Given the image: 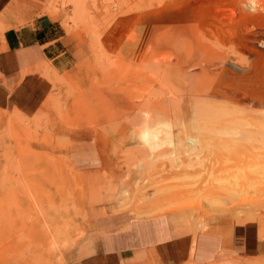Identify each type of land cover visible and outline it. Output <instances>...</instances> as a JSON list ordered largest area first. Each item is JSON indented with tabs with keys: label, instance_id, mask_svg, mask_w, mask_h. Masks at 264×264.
Here are the masks:
<instances>
[{
	"label": "rangeland",
	"instance_id": "1",
	"mask_svg": "<svg viewBox=\"0 0 264 264\" xmlns=\"http://www.w3.org/2000/svg\"><path fill=\"white\" fill-rule=\"evenodd\" d=\"M29 1L30 20L62 23L72 62L46 71L53 89L35 114L0 113V264L60 263L88 208L116 200L106 168L72 162L70 135L84 128L110 157L148 163L146 215L183 211L195 231L219 219L264 223L254 202L264 199V126L252 121L264 118L263 48L214 46L209 0ZM2 17L4 40L15 24ZM239 115L251 122L232 127Z\"/></svg>",
	"mask_w": 264,
	"mask_h": 264
},
{
	"label": "crops",
	"instance_id": "2",
	"mask_svg": "<svg viewBox=\"0 0 264 264\" xmlns=\"http://www.w3.org/2000/svg\"><path fill=\"white\" fill-rule=\"evenodd\" d=\"M28 3L0 0V15L5 23L15 24L0 39V113L4 114H35L53 89L46 71L69 68L72 62L62 23L48 15L30 20L22 6ZM23 19L29 21L22 23ZM186 127L192 131L194 126ZM90 130L70 135L72 162L80 172L106 168L116 186V200L88 208L83 235L63 250L58 264H264L261 221L219 219L195 231L183 211L146 215L155 209L147 188L153 173L148 163L143 158L110 157L97 145V130Z\"/></svg>",
	"mask_w": 264,
	"mask_h": 264
},
{
	"label": "bare ground",
	"instance_id": "3",
	"mask_svg": "<svg viewBox=\"0 0 264 264\" xmlns=\"http://www.w3.org/2000/svg\"><path fill=\"white\" fill-rule=\"evenodd\" d=\"M209 6H210V15H211V23H210V36H211V41L213 43L214 46H239L242 48H250V47H258V49L263 48L264 49V0H209ZM228 15V16H227ZM235 16V18L233 17ZM229 17L228 22L229 24H226V18ZM233 17V18H232ZM237 20V23H234V21ZM227 30L230 32L231 36H234L233 38L235 39H231L230 41H225L222 37L223 33H227ZM228 32V33H229ZM208 44V43H207ZM213 46V47H214ZM210 47V46H209ZM212 50H214L212 48ZM239 50V49H238ZM247 50V49H246ZM202 51V50H201ZM260 52V51H259ZM264 52V51H263ZM233 53V52H232ZM206 54V53H205ZM219 54V53H218ZM221 54V53H220ZM257 54V52H256ZM261 54V53H260ZM208 55V54H207ZM243 55V54H242ZM252 55V54H251ZM259 57V54H257ZM226 58V56H225ZM263 60V59H262ZM254 61V59H253ZM260 61V60H259ZM229 62V61H228ZM234 63V62H233ZM239 63V62H238ZM231 64V63H230ZM235 65V64H234ZM233 65V66H234ZM239 65V64H238ZM227 67V66H226ZM212 68V67H211ZM241 68V67H240ZM243 69V68H242ZM252 75V74H251ZM205 76V75H204ZM258 76V75H257ZM238 77V76H237ZM264 77V74H263ZM262 78V76H261ZM241 79V78H240ZM249 83V82H247ZM254 85V84H253ZM256 85V83H255ZM247 88V87H246ZM259 88V87H258ZM199 89V88H198ZM214 89V88H213ZM248 93V92H247ZM250 93V92H249ZM252 93V92H251ZM243 94V93H242ZM234 95V94H232ZM236 95V94H235ZM234 95V96H235ZM241 95V94H240ZM245 95V94H244ZM254 94H251L250 96H252ZM233 96V97H234ZM249 96V95H248ZM247 96V97H248ZM243 97V96H242ZM240 98V97H239ZM255 99V98H254ZM256 99H259L256 97ZM255 99V100H256ZM249 100V99H248ZM237 103L239 104V102L237 101ZM236 103V104H237ZM249 103V101H248ZM251 104V103H250ZM253 104V103H252ZM256 104V102H255ZM243 108H244V104ZM241 105V106H242ZM249 105V104H247ZM246 105V106H247ZM254 105V104H253ZM252 105V106H253ZM212 106V105H211ZM255 106V105H254ZM234 107H238L237 105ZM249 107V106H248ZM213 108V107H212ZM240 108V107H239ZM242 108V107H241ZM242 108V109H243ZM235 109V108H234ZM224 110V109H223ZM230 110V109H229ZM248 110V109H247ZM258 110V107H257ZM239 112V109L237 110ZM254 111V110H253ZM251 111V112H253ZM222 112V111H221ZM246 112V111H245ZM224 113V112H223ZM214 114V113H213ZM212 114V115H213ZM227 114V113H226ZM225 114V115H226ZM233 114V113H232ZM223 115V114H222ZM214 116V115H213ZM216 116V115H215ZM221 116V115H220ZM227 116V115H226ZM244 116V114H243ZM241 115L236 116L238 117V120L240 122H238V120L235 119H231V124H233V120L234 121V126L232 127H242V120L248 121L247 124H249V118H245ZM218 117V116H217ZM216 117V118H217ZM248 117V116H247ZM224 120V119H223ZM228 120V117H227ZM230 120V119H229ZM257 120V121H256ZM254 122L260 123V127L264 126V118L262 117H257L255 118V120H252ZM210 122V121H208ZM207 122V123H208ZM227 122V121H226ZM229 122V123H230ZM236 122V123H235ZM242 122V123H241ZM214 123V122H213ZM212 123V124H213ZM217 123V122H216ZM223 123V122H222ZM262 123V125H261ZM209 124V123H208ZM244 124V123H243ZM245 124V125H247ZM253 124V123H250ZM227 125V124H225ZM236 125V126H235ZM254 125H256V123H254ZM253 125V126H254ZM215 126V125H214ZM219 126V125H218ZM224 126V125H223ZM231 126H227V127H231ZM248 126V125H247ZM226 127V126H225ZM249 127V126H248ZM257 127V125H256ZM264 128V127H263ZM259 130V128H258ZM260 132V131H259ZM259 160V159H258ZM247 178V177H246ZM238 180V179H237ZM247 182V180H245ZM263 182V180H262ZM250 183V182H249ZM253 183V182H252ZM258 183V182H257ZM251 184L250 189L252 188V190L257 189L258 184ZM261 184V182H260ZM259 184V185H260ZM247 186V187H248ZM262 186V185H261ZM260 186V187H261ZM264 186V185H263ZM240 187V186H239ZM233 191V190H232ZM240 191V190H239ZM238 192V191H237ZM248 192V191H247ZM256 192V191H255ZM231 193V192H230ZM233 194L235 192H232ZM231 195V194H229ZM258 197V196H257ZM260 197V196H259ZM262 197V196H261ZM226 198V197H225ZM227 199V198H226ZM254 202H256L255 204L264 202V199H260V200H255ZM262 206V205H260ZM220 208H217L216 210L218 212H227V208H225L224 204L219 206ZM229 211V210H228Z\"/></svg>",
	"mask_w": 264,
	"mask_h": 264
}]
</instances>
